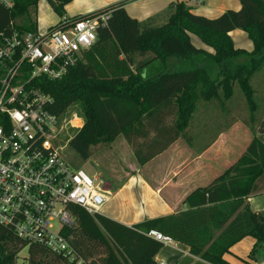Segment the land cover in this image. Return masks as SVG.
Instances as JSON below:
<instances>
[{"label":"trees","instance_id":"16d2710c","mask_svg":"<svg viewBox=\"0 0 264 264\" xmlns=\"http://www.w3.org/2000/svg\"><path fill=\"white\" fill-rule=\"evenodd\" d=\"M11 1V7L0 2V31L12 20L21 28L36 30L39 0ZM47 1L60 17L66 16L65 5L71 0ZM239 1V9H227L216 17L195 13L177 1L168 21L159 26L131 17L125 2L96 11L111 15L82 62L61 79L42 80L54 114L79 107L83 124L70 147L83 160L92 155L94 146L109 144L122 134L139 165H144L179 137H187L186 128L199 103L229 100L236 87L252 124L236 118L228 128L240 122L252 139L234 163L188 195L186 210L130 227L75 207V223L66 233L76 258L32 245L28 264H78V258L84 264H161L155 257L164 244L149 236L150 230L187 245L192 255L208 264H229L223 256L247 236L264 249V211L256 212L247 203L264 175V109L256 129L259 105L251 83V76L264 66V0ZM21 17L26 24L18 22ZM235 29L248 34L254 44L251 51L234 44L229 33ZM191 34L213 51L197 47ZM136 52H151L163 62L176 58L177 64L144 79L131 67ZM23 247L0 226V264H14Z\"/></svg>","mask_w":264,"mask_h":264},{"label":"built area","instance_id":"2783aa9c","mask_svg":"<svg viewBox=\"0 0 264 264\" xmlns=\"http://www.w3.org/2000/svg\"><path fill=\"white\" fill-rule=\"evenodd\" d=\"M0 2L12 6L11 0ZM110 15L63 16L43 32L12 20L0 31V226L24 244L14 264H28L20 255L32 245L74 260L66 233L75 223L74 208L100 214L110 195L104 179L64 155L60 115L51 111L52 98L42 89L43 79H61L82 62ZM147 234L164 245L172 242L157 230ZM77 263L84 264L81 258Z\"/></svg>","mask_w":264,"mask_h":264},{"label":"crops","instance_id":"0c3cea01","mask_svg":"<svg viewBox=\"0 0 264 264\" xmlns=\"http://www.w3.org/2000/svg\"><path fill=\"white\" fill-rule=\"evenodd\" d=\"M177 1L184 2L195 13L207 17H216L227 9H239L241 6L239 0H223L224 5L217 8V11H212L214 7H211L207 0L198 3L191 0H71L65 5V12L69 17L91 14L125 2V9L131 17L149 26H159L168 21L173 11L171 6ZM61 18L59 16L52 22L44 23L45 27H48L46 30ZM229 35L237 47H241L240 40L248 36L242 29H235ZM197 38L198 40H193L191 35V40L197 47L213 51L199 37ZM249 41L250 43L245 41L244 47L241 48L251 51L254 44L252 40ZM176 64V58L163 62L154 59L151 52H136L133 54L131 67L135 72L140 71L142 78L146 79L165 67H173ZM261 73L259 71L252 75L253 85ZM260 115L261 113L259 115L256 113L253 123L256 129ZM236 118L252 124L244 96L237 87L229 100L199 103L186 128L187 137H179L166 150L144 165H139L125 137L122 134L118 135L110 143V148L119 144L117 141L121 139L119 147L121 146L123 157L122 166L96 173V176L107 179L109 184L107 187L114 189L120 203L118 210L109 209L113 213L107 212L104 216L131 227L148 219L186 210L185 201L188 195L197 188L210 184L214 177L240 157L252 139L251 131L240 122L228 128L230 122ZM247 203L256 212L264 211V175L256 182ZM257 246V240L247 236L233 245L223 258L229 264H264V254L258 251L260 248ZM155 258L161 264H208L200 257L192 255L187 245L173 240L165 244Z\"/></svg>","mask_w":264,"mask_h":264},{"label":"rangeland","instance_id":"374dc122","mask_svg":"<svg viewBox=\"0 0 264 264\" xmlns=\"http://www.w3.org/2000/svg\"><path fill=\"white\" fill-rule=\"evenodd\" d=\"M211 7H214L212 11H217V8H219L221 5H224V1L222 0H207ZM38 17H37V29L41 32L45 31L48 27H45L46 25L44 23H49L54 20H56L59 15L55 12L53 7L49 4L47 0H39L38 1ZM35 17V16H34ZM19 23L26 24L27 20L25 18L18 19ZM163 23V22H162ZM193 40H198L197 36L194 34H191ZM249 36H245L244 40H240L242 45L241 47H244L245 41L249 42ZM251 40V39H250ZM262 73L260 74L257 79L254 80V86L256 88L255 91V100L258 103L259 107L257 110V114L261 113L264 109V66L260 70ZM259 72V71H257ZM255 72V73H257ZM252 78V76H251ZM82 118L79 115V107L74 105L70 107L64 114L60 115L59 120V135H58V144L63 149L64 155L67 157V159L74 165L75 167H81L87 173L90 175H97L96 173L98 171L107 172V170H110L112 167L119 168L122 166V160L123 157L121 155V146L119 139L117 142L119 144H115L114 147L110 148V143L106 146L103 145H96L93 147L92 155L87 159L83 160L71 147H70V140L75 135L77 130L82 126ZM126 157V156H125ZM130 157V156H129ZM131 159V158H130ZM126 164V162H125ZM104 178V184L105 187L109 184H107V179ZM109 187V186H108ZM111 198L100 210V213L102 215H105V213H113L111 210H118L120 208L118 196H116V192L114 189L109 188ZM261 254H264V249L258 250ZM20 257L27 261L28 252L27 250H24L21 252ZM19 261H22L19 259Z\"/></svg>","mask_w":264,"mask_h":264}]
</instances>
